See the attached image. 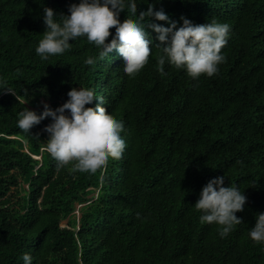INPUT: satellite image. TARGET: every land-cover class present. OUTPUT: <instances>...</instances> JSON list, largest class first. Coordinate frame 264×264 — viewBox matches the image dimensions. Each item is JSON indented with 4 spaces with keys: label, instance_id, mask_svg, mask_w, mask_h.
<instances>
[{
    "label": "trees",
    "instance_id": "16d2710c",
    "mask_svg": "<svg viewBox=\"0 0 264 264\" xmlns=\"http://www.w3.org/2000/svg\"><path fill=\"white\" fill-rule=\"evenodd\" d=\"M74 2L0 0V264H23L25 252L33 264H264V244L248 234L264 212V0H159L156 8L180 23L185 16L230 25L225 61L198 79L168 63L158 71L162 52L147 27L152 52L132 76L115 51L85 65L98 50L83 37L41 59L42 7L68 14ZM136 3L138 11L148 6ZM126 19L121 12L119 23ZM80 86L104 102L86 107H102L125 125L121 157L94 174L71 164L57 169L45 147L50 117L30 133L17 126L24 107L56 108ZM220 175L247 197L236 213L242 223L224 238L194 206Z\"/></svg>",
    "mask_w": 264,
    "mask_h": 264
},
{
    "label": "clouds",
    "instance_id": "9594fccd",
    "mask_svg": "<svg viewBox=\"0 0 264 264\" xmlns=\"http://www.w3.org/2000/svg\"><path fill=\"white\" fill-rule=\"evenodd\" d=\"M159 0H148L146 10L138 11L136 0H79L68 6V14L57 13L49 6L42 7L45 31L35 48L43 60L51 55L63 54L72 46L71 40L85 38L97 47L95 56H87L83 63L95 65L110 57L114 51L122 58L123 71L132 76L148 62L153 44L146 27L157 35L154 46L161 49L157 68L164 72L168 63L183 69L193 79L202 74L212 76L219 71V64L226 59L221 49L227 44L230 25L217 20L194 23L181 16L172 19L163 9L156 8ZM127 12L132 19L119 23V14ZM59 17V19H57ZM156 21H165V24ZM115 29L110 42L109 30ZM68 99L56 108L43 103L39 114L24 107L17 113V126L30 133L34 125L45 118H51L44 126L48 134L45 144L47 152L56 162L57 169L71 164L73 172L94 174L109 158L121 157L126 141L121 133L124 121L106 115L102 107L89 108L94 98L97 105L104 103L94 90L80 86L71 88ZM67 110V111H66ZM38 138V136H37ZM247 197L237 186H225V176L220 175L207 181L202 187L195 208L200 212L201 223H216L221 238L230 234L242 218L236 213L243 211ZM140 216V213H137ZM255 224L249 228V237L256 243L264 244V212L256 214ZM23 264H33L29 252L22 255Z\"/></svg>",
    "mask_w": 264,
    "mask_h": 264
},
{
    "label": "rangeland",
    "instance_id": "374dc122",
    "mask_svg": "<svg viewBox=\"0 0 264 264\" xmlns=\"http://www.w3.org/2000/svg\"><path fill=\"white\" fill-rule=\"evenodd\" d=\"M41 102L43 103V99H41ZM40 106H38V107H36V108H32V107H30L31 109H38ZM88 199L90 200V201H93V200H96L97 199V191L96 192H94V193H92V194H90L89 196H88ZM80 207H81V205H77V207H76V217L79 219L80 218V212H79V209H80ZM68 224V219L66 220V221H64L63 222V226H66Z\"/></svg>",
    "mask_w": 264,
    "mask_h": 264
}]
</instances>
